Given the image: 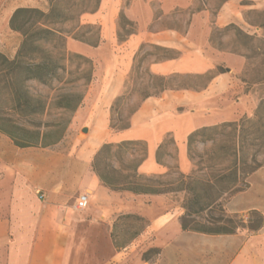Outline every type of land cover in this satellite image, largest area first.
<instances>
[{"label": "crops", "instance_id": "0c3cea01", "mask_svg": "<svg viewBox=\"0 0 264 264\" xmlns=\"http://www.w3.org/2000/svg\"><path fill=\"white\" fill-rule=\"evenodd\" d=\"M177 5L181 3L174 0H131L128 5L124 0H102L97 11L80 17V25L100 27V40L93 45L70 36L66 42L69 51L91 59L98 72L75 111L74 120L81 129H88L75 153H64L61 142L48 147H19L0 132V264H88L93 261L94 227L107 225L109 232L116 227L121 230L116 221L128 214L146 219L145 227L101 264H264V247L255 244L246 230L230 234L184 230L179 218L182 208L173 193L113 190L93 171L92 162L103 144L140 140L147 142L148 156L138 166V173L164 175L171 163L167 159L159 162L157 153L170 137L178 169L189 175L193 170L188 152L191 133L254 115L246 109L231 114L227 111L228 95L240 87L234 75L240 69L232 65L231 74L225 66L226 72L216 73L199 89H169L146 98L130 117L129 127H110L112 104L122 94L143 45L178 52L174 58L151 60L148 69L153 75L206 74L222 64L230 65L229 60L240 61L236 54L215 50L208 39L194 37L204 12L189 18L191 24L185 32L172 27L151 29ZM122 11L138 30L120 41ZM10 17L4 29L20 35L11 29ZM20 43L21 39L11 58ZM239 101L235 100L237 104ZM84 192L90 193V203L77 211L75 202ZM234 200H230L228 210L240 212ZM132 248L135 252L129 255ZM148 252L149 257H144Z\"/></svg>", "mask_w": 264, "mask_h": 264}, {"label": "rangeland", "instance_id": "374dc122", "mask_svg": "<svg viewBox=\"0 0 264 264\" xmlns=\"http://www.w3.org/2000/svg\"><path fill=\"white\" fill-rule=\"evenodd\" d=\"M102 1V0H101ZM185 5H177L158 23L151 26L175 28L181 32L189 29L190 17L204 12L198 29L194 33L196 39L210 42L215 50H221L236 54L240 61L229 60L230 65L222 64L216 71L229 68L232 73V65L238 67L236 75L239 89L228 95V113L247 110L253 116H244L237 121L236 126L231 122L221 123L215 128L202 132L191 144H188L190 160L193 170L189 175L181 173L177 164V152L173 139L167 138L166 148L162 150L165 159L171 163V169L164 177L148 175L151 177L147 183L170 186L174 189V200L182 209L180 220L189 207L186 220L191 227L200 229H218L222 227L237 228L236 231H247L253 236V242L260 248L264 247V0H174ZM87 6L82 10L92 11L96 0H85ZM131 0H124L128 5ZM242 5L243 7H240ZM19 7L40 8L45 12L50 10L49 0H0V52L10 55L15 51L19 39L22 36L14 35L4 29L6 18L13 14ZM82 10H75L73 19L62 23L60 28L72 32L88 42L95 43L100 37V28L97 25H80ZM123 12V11H122ZM160 9L157 8V14ZM121 15V13H120ZM119 15V34L124 37L133 30L130 19H121ZM159 15V14H158ZM126 17V16H125ZM11 19V17H10ZM231 20V23L226 24ZM234 24V27L226 28ZM138 28V26H137ZM64 43L58 51L65 54L63 60L66 69L61 71V78L51 85L37 82H28L32 94L42 98L48 103L47 112L36 121L58 123L63 129L61 147L64 153H75L80 142L88 136V132L81 129L79 121L74 120L75 112H69L58 107L59 98L69 92H79L85 97L93 80L97 79L98 72L92 67L91 62L73 56V52L63 49ZM143 53L136 60L134 71L126 79L122 92L124 99L118 103L113 116L115 123L129 122L133 111L142 103L148 94L158 91L155 75L150 73L148 65L155 57L166 53L153 47L146 46ZM56 51V52H58ZM17 52V50H16ZM172 55V53H167ZM11 58V57H10ZM220 67V68H219ZM209 76L188 77L184 75L169 77L168 83L173 85H185L200 87L208 83ZM95 93L97 89L94 90ZM250 94V95H249ZM240 99L239 104L235 102ZM84 99V98H83ZM233 99V102L230 101ZM245 103H247L246 107ZM243 106V107H242ZM11 105L8 102L0 103V110H7ZM12 116L18 118L16 113ZM27 123L29 119L18 118ZM111 123V120H110ZM79 138V139H78ZM81 138V139H80ZM101 148V147H100ZM140 147H129L122 153L113 151L109 160L110 170L119 178H125L132 182H146L139 177L137 164L141 158ZM169 153V156L166 155ZM257 168L255 171L253 169ZM162 186V187H163ZM161 187V186H160ZM182 189V190H181ZM81 194V193H80ZM199 194L201 202L206 203L216 199L213 205L197 212L196 196ZM240 212L228 210L230 200ZM243 209V210H241ZM245 209V210H244ZM229 220H232L230 222ZM146 219H138L136 216L121 217L117 227L108 231L107 225L95 226L92 230V262L88 264H101L103 260L112 256L120 244L132 239L134 233L144 228ZM259 227V228H258ZM135 252L132 248L129 255ZM150 252L144 257H149Z\"/></svg>", "mask_w": 264, "mask_h": 264}, {"label": "trees", "instance_id": "16d2710c", "mask_svg": "<svg viewBox=\"0 0 264 264\" xmlns=\"http://www.w3.org/2000/svg\"><path fill=\"white\" fill-rule=\"evenodd\" d=\"M49 2L51 7L48 12H45L40 8L33 7H19L13 12L10 19V27L13 31L21 34L22 40L14 57L10 58L7 54L0 52V103L8 102L11 105V107L5 110V112L4 110H0V132L9 136L19 147H48L59 143L62 140L64 133L63 129L58 123L35 120L36 118H40L47 112L48 103L42 98L31 93L28 82H37L44 85H51L55 80L61 78V71L66 69V64H64L63 62V60L65 59V54L59 52L58 49L59 46L64 43L63 49L66 50V42L68 37L72 36L75 39L81 40L83 42L91 43L72 32L63 30L59 26L62 23H66L73 19L72 14L75 12V10H82L83 8H86L87 6L85 5L88 4H86L85 0H49ZM100 4L101 0H96L92 11L82 10V13L84 14L97 11L100 7ZM120 18L122 20L127 18L125 17L124 12H121ZM130 21V25H132L133 30L128 32L124 37L119 34L118 36L120 41L125 40L128 36L137 32V24L132 20ZM234 26V24H230L226 28ZM99 40L100 37L95 43L91 44L97 45ZM146 46L153 47L166 53L165 55L161 56L157 55V57H155L156 60L174 58L178 55V52L176 50L165 48L155 44H145L136 54L135 63L139 55L143 53V49ZM169 52L172 53V55H167V53ZM73 56L83 59L87 62H91L92 67L94 66L93 61L84 55L73 53ZM135 67L136 64H134L133 71ZM218 72L225 71L223 69H220V71L215 70L211 73L206 74H173L170 76L155 75L158 91L154 94L146 95L143 100L150 96H159L164 91L169 89H199L207 84L206 83L205 85L200 87L173 85L168 83L169 77L171 76H209V82ZM83 98V94L79 92L66 93L59 98L58 107L69 112H75L82 103ZM123 99L124 95L121 94L115 99L111 107L110 127L115 130L125 129L130 126V119L127 123H123V121L120 120L121 123L116 124L115 118L113 116V111L115 110L118 103ZM139 107L140 105L133 111L132 115L137 111ZM11 112L16 113L18 118H30V120H28L27 123H23L18 118L12 116ZM231 124L236 126L240 125L238 122H231ZM216 126L217 125L206 126L197 129L190 134L188 138V144H191L194 139L202 132L211 129L212 127L215 128ZM166 144L167 139L160 146L157 153V159L161 163H163L165 160V155L162 154V150L166 148ZM135 146L140 147V149L142 150L141 158L139 159L137 164L138 172V166L148 156L147 142L140 140L124 141L118 144L105 143L101 146L92 162L93 171L98 175L101 182L105 186L110 187L113 190H128L138 194H163L174 192L175 190L170 188L171 184H169L170 186H163L162 184L155 185L149 183L151 177L148 175H139V177L146 182H132L126 180L125 178L123 179L116 177L112 173L114 170H110L109 160L113 156V151L116 150L117 154H120L124 149L126 150L129 147ZM166 155L169 156V153H166ZM256 169L257 168L253 169V171H255ZM168 173L157 176L164 177ZM147 181L149 182L147 183ZM200 197L201 196L197 194L195 199L196 204L199 205V209L197 210V212L211 207L216 200L212 199L202 204ZM183 207L186 209V212L181 219V224L184 230H192L209 234H230L237 232V228L230 229L222 227L218 229H200L191 227L188 223V220H186V216L188 215V212H190L189 207L187 205H184ZM124 216H136L138 219H144L133 214ZM117 221L116 225H119L117 224ZM229 221L232 222V220ZM138 231L139 230L134 233V236L138 233Z\"/></svg>", "mask_w": 264, "mask_h": 264}, {"label": "built area", "instance_id": "2783aa9c", "mask_svg": "<svg viewBox=\"0 0 264 264\" xmlns=\"http://www.w3.org/2000/svg\"><path fill=\"white\" fill-rule=\"evenodd\" d=\"M89 203H90V193L84 192V193L79 194L74 207L77 211H82L88 207Z\"/></svg>", "mask_w": 264, "mask_h": 264}, {"label": "water", "instance_id": "95a60500", "mask_svg": "<svg viewBox=\"0 0 264 264\" xmlns=\"http://www.w3.org/2000/svg\"><path fill=\"white\" fill-rule=\"evenodd\" d=\"M83 131H84V132H87V131H88V129H87V128H84V129H83Z\"/></svg>", "mask_w": 264, "mask_h": 264}]
</instances>
